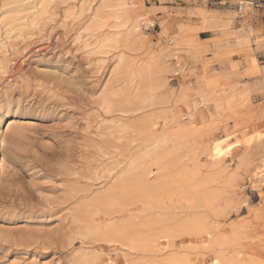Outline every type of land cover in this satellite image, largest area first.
<instances>
[{
  "label": "rangeland",
  "instance_id": "374dc122",
  "mask_svg": "<svg viewBox=\"0 0 264 264\" xmlns=\"http://www.w3.org/2000/svg\"><path fill=\"white\" fill-rule=\"evenodd\" d=\"M30 1L0 26V264H264V49L200 23L235 0Z\"/></svg>",
  "mask_w": 264,
  "mask_h": 264
},
{
  "label": "bare ground",
  "instance_id": "6f19581e",
  "mask_svg": "<svg viewBox=\"0 0 264 264\" xmlns=\"http://www.w3.org/2000/svg\"><path fill=\"white\" fill-rule=\"evenodd\" d=\"M224 2L226 0H223ZM31 3H33V1H30L28 2V0H15L14 2V5L11 6V7H7L5 5H2L1 8H0V26H4V15L5 14H8V13H11V12H16L17 10V14H19V11H25V8L30 5ZM235 3H236V7H237V10L240 12L241 9L245 8L246 6L248 5H251L250 2H247V1H244V0H235ZM29 10V9H28ZM211 14H215V11H211V10H206V11H202L200 13V23L202 26H204L206 24V22L208 21V19L210 18ZM231 15H234L235 12H231L230 13ZM240 14V13H239ZM25 18H21L19 15H16L15 17V21H17V25L19 24V22L21 21H24ZM31 25H34L35 23V18H31V21H30ZM130 30H132V33H137L136 31L138 30V26H133L130 28ZM253 33H257L258 30H253L252 31ZM137 36V35H136ZM9 37V36H8ZM5 40V39H4ZM255 42H259L261 40V38H254ZM0 45H2L1 43V40H0ZM3 47V45H2ZM244 52L247 53L248 55L246 57L243 58V64L245 65V67L248 69V70H252V69H255L257 68V62H256V58L254 57L253 55V48H251V46L247 45L245 48H244ZM261 84V83H260ZM263 86H264V77H263ZM1 114L3 115L4 114V111L1 112ZM181 126V125H180ZM136 127V126H135ZM170 129V128H169ZM183 128L180 129V131H182ZM179 131V130H178ZM227 141V140H226ZM226 141H223V140H218V142L215 144V147L214 148H218V147H223L224 149L227 150V153L230 151V144H226ZM126 179V178H125ZM123 179V181H120V185H124V181H127ZM126 183V182H125ZM119 185V184H118ZM117 186V185H116ZM125 187V185H124ZM112 195V194H111ZM114 195V194H113ZM109 196V195H107ZM99 199V198H98ZM96 198V202L100 201ZM103 199H106V196L105 198L103 197ZM109 199V198H108ZM102 201V200H101ZM137 241V240H136ZM136 241H130L129 244L127 242V245L129 246H132L131 248H135L137 245H136ZM146 243V242H144ZM129 246V249H131ZM138 246H139V242H138ZM137 248V247H136ZM143 248V247H142ZM213 264H225L224 262L222 261H219V260H216Z\"/></svg>",
  "mask_w": 264,
  "mask_h": 264
},
{
  "label": "crops",
  "instance_id": "0c3cea01",
  "mask_svg": "<svg viewBox=\"0 0 264 264\" xmlns=\"http://www.w3.org/2000/svg\"><path fill=\"white\" fill-rule=\"evenodd\" d=\"M253 10V9H252ZM252 10H247L246 8H243L240 10V14H241V21H239V24L235 21L237 19V14L235 13L234 15H231V11L232 10H228V9H223V8H219L218 10H214L215 14H211L210 18L208 19V21L206 22L205 26L210 24V23H220L222 25V27H224L226 29V27H232L238 31L236 32V35L240 38L238 39L240 41V44H236V42H234V37H226L225 40H228L227 42V47H230L232 49H234L235 51L240 50L241 48L243 49V47H246L244 42V38L242 39V35L246 34L247 32H249L250 34H252L254 36V38L257 37L261 38V40L259 42H255L254 38L252 40H254V42L256 43V46L260 49H264V22H262L257 16H249V12ZM213 11V10H211ZM256 17V19H255ZM236 28H235V27ZM253 30H258L257 33H253ZM229 31V32H228ZM225 31V34L230 36V31L228 30ZM241 31V32H239ZM234 32V31H233ZM254 54V52H253ZM242 55V53H241ZM248 54L247 53H243V56L246 57ZM256 58V57H255Z\"/></svg>",
  "mask_w": 264,
  "mask_h": 264
},
{
  "label": "built area",
  "instance_id": "2783aa9c",
  "mask_svg": "<svg viewBox=\"0 0 264 264\" xmlns=\"http://www.w3.org/2000/svg\"><path fill=\"white\" fill-rule=\"evenodd\" d=\"M215 1H220V0H215Z\"/></svg>",
  "mask_w": 264,
  "mask_h": 264
}]
</instances>
